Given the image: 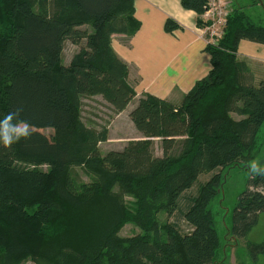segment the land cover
I'll return each mask as SVG.
<instances>
[{
  "label": "trees",
  "instance_id": "16d2710c",
  "mask_svg": "<svg viewBox=\"0 0 264 264\" xmlns=\"http://www.w3.org/2000/svg\"><path fill=\"white\" fill-rule=\"evenodd\" d=\"M182 5L202 27L206 0ZM260 8L264 0H238L225 37L207 46L209 74L180 105L141 97L129 118L142 138L103 154L109 130L84 123L83 98L101 96L115 113L136 98L112 47L114 35L139 29L134 0H0V117L22 108L33 126L29 139L0 146V264H215L223 246L215 204L227 171L254 159L264 165V80L238 59L243 40L264 44V19L253 14ZM68 41L80 50L65 65ZM216 171L183 210L192 229L181 233L170 219L200 176ZM262 213L264 179L250 178L231 236L245 238ZM128 223L140 232L121 236ZM249 249L253 263L264 257V242Z\"/></svg>",
  "mask_w": 264,
  "mask_h": 264
},
{
  "label": "crops",
  "instance_id": "0c3cea01",
  "mask_svg": "<svg viewBox=\"0 0 264 264\" xmlns=\"http://www.w3.org/2000/svg\"><path fill=\"white\" fill-rule=\"evenodd\" d=\"M183 0H134L139 29L132 37L114 35L112 47L128 65V81L136 98L128 113L146 94L180 105L197 82L212 69L198 15L186 10ZM168 20L178 24L170 30ZM238 59L247 62L256 83L264 80V44L243 40ZM139 137L142 134L137 131Z\"/></svg>",
  "mask_w": 264,
  "mask_h": 264
},
{
  "label": "rangeland",
  "instance_id": "374dc122",
  "mask_svg": "<svg viewBox=\"0 0 264 264\" xmlns=\"http://www.w3.org/2000/svg\"><path fill=\"white\" fill-rule=\"evenodd\" d=\"M236 2H238V0H233L234 5H236ZM253 14L255 16L259 14L258 16L261 19H264V12L261 8L253 11ZM88 29L90 31V28ZM1 31L2 27L0 24V33ZM85 43L86 42L83 41L82 45L84 46ZM79 50V46L74 45L70 41L66 42L63 56L64 64L69 65L72 58L79 52ZM82 117L84 123L89 127L108 128L110 139L106 143L100 145L103 154L112 150H122L130 141H134L139 137L138 130L131 122L128 113H115L113 108L101 96L83 98ZM233 117L238 118L235 114ZM44 132L46 134L53 133L52 130H46ZM152 149L155 156H162L161 143L159 140L154 142ZM262 152L264 153V150ZM260 160L264 161V155ZM40 169L47 173H51V169L47 166H41ZM78 172H80L83 182L88 183V176L85 175L81 169H79ZM227 172V179L223 185L222 194L217 197L215 204L218 232L222 238L223 245L215 264H264L263 255L258 257L257 263H253L249 249L250 244H260L264 242V213L259 216L258 224L245 238L238 239L230 234L233 227L234 210L238 205L240 196L248 189L251 177L247 169L233 168ZM216 173L217 171L201 175L196 185L183 196L180 204L181 210L179 211L181 214H176L170 219V223L179 227L181 233H189L192 229L184 220L183 210L187 209L189 200L199 193L201 186L208 182ZM158 220L163 226L167 221V215L161 213ZM139 232L140 229H138L133 223H128L122 228L120 235L123 237H129L136 235ZM0 253H3V248L1 246ZM1 264L7 263L2 262ZM12 264L34 263L31 258H20L13 260Z\"/></svg>",
  "mask_w": 264,
  "mask_h": 264
},
{
  "label": "clouds",
  "instance_id": "9594fccd",
  "mask_svg": "<svg viewBox=\"0 0 264 264\" xmlns=\"http://www.w3.org/2000/svg\"><path fill=\"white\" fill-rule=\"evenodd\" d=\"M22 111V108H16L0 117V146L5 149L29 139L32 135L33 126L28 121L20 119ZM246 168L251 178L264 179V165L258 159L247 161Z\"/></svg>",
  "mask_w": 264,
  "mask_h": 264
},
{
  "label": "built area",
  "instance_id": "2783aa9c",
  "mask_svg": "<svg viewBox=\"0 0 264 264\" xmlns=\"http://www.w3.org/2000/svg\"><path fill=\"white\" fill-rule=\"evenodd\" d=\"M234 12L233 0H206L205 11L201 16L207 46H217L225 37L229 18Z\"/></svg>",
  "mask_w": 264,
  "mask_h": 264
}]
</instances>
